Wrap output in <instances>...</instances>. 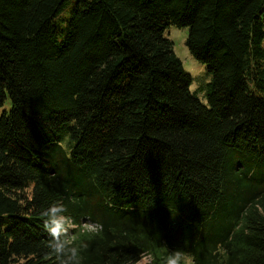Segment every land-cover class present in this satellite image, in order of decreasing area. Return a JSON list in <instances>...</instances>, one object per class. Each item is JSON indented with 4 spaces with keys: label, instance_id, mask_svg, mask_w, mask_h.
I'll return each instance as SVG.
<instances>
[{
    "label": "trees",
    "instance_id": "obj_1",
    "mask_svg": "<svg viewBox=\"0 0 264 264\" xmlns=\"http://www.w3.org/2000/svg\"><path fill=\"white\" fill-rule=\"evenodd\" d=\"M211 76L191 89L169 27ZM199 87L205 81L199 78ZM0 264H264V0H0Z\"/></svg>",
    "mask_w": 264,
    "mask_h": 264
},
{
    "label": "clouds",
    "instance_id": "obj_2",
    "mask_svg": "<svg viewBox=\"0 0 264 264\" xmlns=\"http://www.w3.org/2000/svg\"><path fill=\"white\" fill-rule=\"evenodd\" d=\"M66 207L62 202L51 204L45 209L43 217V228L48 233L49 255L54 258L55 264H83L82 249L87 244H77L79 233L98 234L102 231V226L85 222L77 225L73 219L66 215ZM155 264V258L151 253H140L135 260V264ZM163 264H192V259L181 249L170 251L163 260Z\"/></svg>",
    "mask_w": 264,
    "mask_h": 264
},
{
    "label": "rangeland",
    "instance_id": "obj_3",
    "mask_svg": "<svg viewBox=\"0 0 264 264\" xmlns=\"http://www.w3.org/2000/svg\"><path fill=\"white\" fill-rule=\"evenodd\" d=\"M166 34L174 41V46L177 54L182 58L186 70L192 75V80H193L191 85L192 91L205 104L209 105V99H208L209 88L206 84L210 82L211 76L206 69V65L198 61L196 58H194L186 45L188 28L185 27L184 29H181L177 26H172L166 30ZM199 78H202L205 81V88L199 87L198 84V81L200 80ZM11 107H12L11 98L7 97L5 99L4 104L0 105V117L5 111H10ZM193 263L194 262L192 259V264ZM144 264H149V262L145 261Z\"/></svg>",
    "mask_w": 264,
    "mask_h": 264
}]
</instances>
